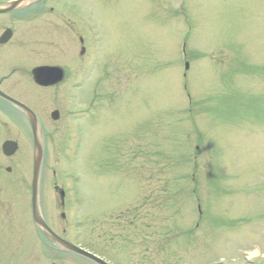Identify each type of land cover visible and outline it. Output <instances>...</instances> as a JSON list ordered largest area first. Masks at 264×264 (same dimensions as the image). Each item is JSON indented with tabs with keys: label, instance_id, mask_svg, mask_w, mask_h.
<instances>
[{
	"label": "rangeland",
	"instance_id": "1",
	"mask_svg": "<svg viewBox=\"0 0 264 264\" xmlns=\"http://www.w3.org/2000/svg\"><path fill=\"white\" fill-rule=\"evenodd\" d=\"M45 8L35 22L13 23L0 58L66 72L40 109L54 228L63 230L68 204L51 186L71 168L85 222L78 237L110 262L264 264V0H47ZM72 14L77 36L64 29ZM24 72L11 82L32 92ZM26 149L16 158L24 168ZM25 262L49 264L37 251Z\"/></svg>",
	"mask_w": 264,
	"mask_h": 264
},
{
	"label": "flooded vegetation",
	"instance_id": "2",
	"mask_svg": "<svg viewBox=\"0 0 264 264\" xmlns=\"http://www.w3.org/2000/svg\"><path fill=\"white\" fill-rule=\"evenodd\" d=\"M12 0H0V4H7ZM36 6H33L31 10H39L41 7L42 1L36 3ZM11 14L2 15L5 17H9V20H5V18L1 17L0 19V30L4 31L7 28H14L13 23L15 20ZM0 58V90L5 92L6 94L16 98L17 100L28 105L41 120V123L44 124V120L41 117V106L44 101L45 91L51 90L53 93H59L61 84H55L50 87L39 86L31 77V73L27 68L29 65L24 64L23 59L21 58ZM46 65V64H42ZM39 66V65H38ZM35 67V66H34ZM32 68V67H31ZM33 69V68H32ZM29 73L27 82L30 85L32 92L26 90L24 84H18L17 82H11L12 76L15 74ZM19 85V86H18ZM26 99H28V102ZM15 106L6 100L0 97V252L11 253L14 254L16 261H19L21 264H24V258L31 254L32 252L41 253V248L39 246L40 242L42 244L45 243V235L39 231V233L33 230L32 235L28 234V230L26 226L30 222V218L32 217V188L30 187L29 176L28 174L25 177L24 170L15 171V168L11 166L10 163L17 155L25 153L23 151V138L22 133L27 137V140H31L33 138L31 131V124L27 116L20 111L18 108H14ZM12 110H16L22 117V121L19 124H14L15 128H12L9 125V121L12 119L10 115ZM44 129V127H43ZM6 141H14L19 144L20 150L17 151L13 156L5 155L3 151V144ZM26 153L29 154V151L26 149ZM22 157V156H21ZM44 189L40 187L39 189V206L44 210L45 207V199H44ZM14 219H17L16 228L20 229L19 234L28 238L26 242V246L24 248L17 247L14 248L10 246V242L13 239V227H14ZM28 245V246H27ZM52 247V246H50ZM52 251L49 254H54L55 258H57V254H59L56 250L58 248L52 247ZM43 254V253H42ZM48 254V253H47ZM7 264V262L2 263ZM27 264V262H25Z\"/></svg>",
	"mask_w": 264,
	"mask_h": 264
},
{
	"label": "water",
	"instance_id": "3",
	"mask_svg": "<svg viewBox=\"0 0 264 264\" xmlns=\"http://www.w3.org/2000/svg\"><path fill=\"white\" fill-rule=\"evenodd\" d=\"M28 0H21V1H17L14 3H11L7 8L5 9H0V13H6V12H10L12 10H14L19 4H21L22 2H25ZM12 37V31L11 30H7L4 35L2 36L0 42L1 43H5L7 41L10 40V38ZM33 75L34 78L36 80L37 83L41 84V85H49L52 82H47V79H52V77L55 78V81H61L63 79V70L59 67H41V68H37L33 71ZM0 95L4 96L6 99L10 100L11 102L15 103L16 105L22 107L25 111H27L30 114V119L33 125V129H34V133H35V147H36V157H35V179H34V191H35V196L37 194V183H38V176H39V172L41 169V164H42V159H43V148L41 146V143L38 141V137H37V118L35 117V115L29 110V108H27L25 105L7 97L6 95H4L3 93L0 92ZM57 114H54V118H57ZM11 143H7L5 145V149L7 147H9L12 150L16 149V146L14 144ZM35 218L37 223L47 232V234L50 235V237L57 242L60 246L64 247L65 249L74 252L78 255L84 256L90 260H92L93 262H95L96 264H106L105 262H103L102 260H100L99 258L75 247L74 245L70 244L69 242H66L65 240L61 239L60 237H58L49 227L48 225L44 222V220L39 217V215L37 214L36 211V202H35Z\"/></svg>",
	"mask_w": 264,
	"mask_h": 264
}]
</instances>
